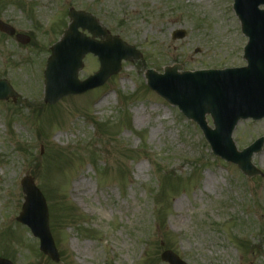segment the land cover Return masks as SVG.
<instances>
[{"label": "rangeland", "instance_id": "obj_1", "mask_svg": "<svg viewBox=\"0 0 264 264\" xmlns=\"http://www.w3.org/2000/svg\"><path fill=\"white\" fill-rule=\"evenodd\" d=\"M232 0H0V20L30 38L0 35V258L53 264L15 219L30 178L45 198L59 264H264V145L247 179L215 158L195 124L148 90L162 74L245 67ZM69 9L95 17L140 53L100 89L43 104L50 47ZM177 31L184 32L174 40ZM86 56L79 81L98 70ZM209 121V120H208ZM210 124V123H209ZM264 138V121L238 124V151ZM56 154V155H55ZM58 154H61L62 158ZM164 184V189H163Z\"/></svg>", "mask_w": 264, "mask_h": 264}, {"label": "water", "instance_id": "obj_2", "mask_svg": "<svg viewBox=\"0 0 264 264\" xmlns=\"http://www.w3.org/2000/svg\"><path fill=\"white\" fill-rule=\"evenodd\" d=\"M233 5L242 25V33L249 39L244 50L247 62L245 69L179 74L180 67L174 66L165 69L162 76L153 71L146 72L145 78L151 91L170 105L177 106L186 119L198 125L215 156L236 164L242 174L251 178L261 175L249 162L252 154L260 151L264 141L259 140L238 154L232 144L231 134L239 120L257 121L264 118V11L258 10L264 6V0H234ZM68 19L70 24L59 43L52 46L51 56L45 66L44 104L54 105L66 96L76 97L101 87L120 72V62L138 61L140 58L137 51L124 45L117 37H109L94 17L69 10ZM0 33L9 37L15 35L14 29L1 21ZM184 36V32L178 31L173 38L178 40ZM15 39L20 45L30 42L28 37L22 35H16ZM66 53L72 57L67 58L62 65L59 62ZM87 54L98 58L99 70L84 82H79L76 75ZM58 66H62L65 71L56 73L54 69ZM9 98L15 99L16 94L5 81H0V100ZM206 115L211 117L214 130L208 128ZM21 187L25 204L17 221L27 226L33 237L39 239L40 252L58 263L59 257L49 232L45 201L29 178L22 181ZM161 261L166 264H185L169 251L161 255ZM0 264L11 263L0 259Z\"/></svg>", "mask_w": 264, "mask_h": 264}, {"label": "trees", "instance_id": "obj_3", "mask_svg": "<svg viewBox=\"0 0 264 264\" xmlns=\"http://www.w3.org/2000/svg\"><path fill=\"white\" fill-rule=\"evenodd\" d=\"M163 189H164V184H163Z\"/></svg>", "mask_w": 264, "mask_h": 264}]
</instances>
